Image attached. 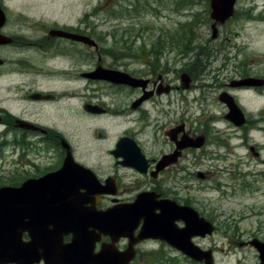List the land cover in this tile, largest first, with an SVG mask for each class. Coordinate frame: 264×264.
I'll return each mask as SVG.
<instances>
[{
    "label": "flooded vegetation",
    "instance_id": "af4514ba",
    "mask_svg": "<svg viewBox=\"0 0 264 264\" xmlns=\"http://www.w3.org/2000/svg\"><path fill=\"white\" fill-rule=\"evenodd\" d=\"M9 5L20 4L0 1V148L11 145L21 154L41 155L28 164L33 165L29 166L31 174L18 176L11 179L9 185L3 186L19 189L28 181L37 182L43 176L61 169L69 156L82 168L77 179L82 186L78 192L72 193L68 188L60 192L61 186L38 184L28 196L36 201L33 204L35 207L40 206L37 207L39 212H42L41 205L45 211L41 231L59 230L64 233L61 242L49 245H70L77 231H80L83 238L80 245H95L94 254H98L103 245H114L123 252L132 241L136 259L141 250L150 245H160L159 249L168 245L178 253L160 238L149 237L135 243L145 219H141L135 230L129 232L130 238L120 237L115 230L117 214L125 216L126 209L131 208L138 197L144 196L152 206H156V214L161 213L159 206L163 207V203L168 202L169 208H173L174 204L189 207L203 217L193 206L192 189L184 195L181 193V182L196 178L203 182L210 181L212 175L205 168L223 163L239 148H247L255 159L264 164V143L255 141L254 145L249 144V132H264V108L255 118H251L241 97L242 93H252L258 98L264 96V73H243L235 67L231 69L226 65L229 55L221 49V42L225 38L222 30L239 14L237 9L224 25L217 26V37L208 40L210 51L219 46L216 55L224 57V65L218 68L211 66L214 63L211 57L217 59L212 54L216 51H207L208 54L203 51L199 56L182 52L184 68L179 70L176 66L168 69V60L167 66H159V59L164 55V51H161L155 54L158 58L156 66L151 62L145 65L152 66L154 71L151 74H138L127 67L128 62L121 63L115 58L113 62H105V49L100 47L82 18L71 22L57 19L56 11L48 14L39 11L41 6L48 5L46 3H29L35 5L36 11L11 8ZM29 5L25 3V6ZM208 21L213 30V21L210 18ZM83 38L95 43L85 42ZM176 56L175 65L181 57L180 54ZM100 69L129 75L141 81L136 87L129 82L110 81L105 78L107 74L98 72ZM119 76L120 80L124 78L123 75ZM184 76L186 78L183 79ZM249 79L253 82L240 83ZM101 86L109 90L101 91L99 95L96 89ZM103 94L111 103L103 100ZM232 102L241 110V118L231 109ZM179 103H184L188 108L182 116H178L180 113L174 109L175 106L179 107ZM154 112L157 115H153ZM84 118L94 121L124 120L122 134L106 151L111 165H114L108 173L98 162V150L88 142L82 144L81 125L76 129L71 124L62 125L66 120L78 123ZM153 119L156 125L155 140L150 143V140H143L139 127L132 128V123L133 120L135 123L143 120L146 126L153 127ZM66 133L76 137V144L66 139ZM234 137L240 139L241 143L231 146V138ZM43 153L48 154L47 161ZM41 160L44 163H39ZM38 164H44V167ZM84 170L91 171L95 177ZM133 174L143 182L124 180L133 177ZM84 176L85 179L80 178ZM74 180L66 181L73 183ZM80 212L83 218L79 217ZM103 212H108L112 223L108 233L102 232L99 227V214ZM64 214L65 220L56 218ZM46 215L51 216L44 217ZM79 218L81 229H74ZM28 222L26 219L25 223ZM69 225L73 229L71 232H68ZM167 227L179 230L184 223L169 221ZM22 243L41 245L31 242L28 230L22 234Z\"/></svg>",
    "mask_w": 264,
    "mask_h": 264
},
{
    "label": "rangeland",
    "instance_id": "374dc122",
    "mask_svg": "<svg viewBox=\"0 0 264 264\" xmlns=\"http://www.w3.org/2000/svg\"><path fill=\"white\" fill-rule=\"evenodd\" d=\"M6 3H19L9 5L11 8H22L26 11H36L35 5L29 3H46L39 11L48 14L56 11V18L76 22L83 19L91 34L99 41L101 48L105 49L107 57L105 62L115 60L121 63L128 62L127 67L138 74L154 71V68L145 66L151 62L156 66L158 58L155 54L164 51L159 59V66H167L168 69L179 70L184 68L182 60L183 52L177 46L171 47L166 39H174L168 36L177 29L184 27L188 22L200 23L196 26V34L188 52L191 56H199L206 50L218 53L219 46L211 50L208 40L212 38L209 2L211 0H0ZM139 1V2H138ZM27 3L29 6H25ZM55 4V5H54ZM26 8V9H25ZM236 9L239 12L233 21L222 30L224 40L221 49L227 51L228 65L243 73H264V0H237ZM52 16V15H51ZM194 16V18H193ZM54 18V16H52ZM87 28V29H88ZM161 40L159 41V38ZM174 37V36H173ZM173 43V42H172ZM197 46H202L199 50ZM207 52V53H209ZM180 54V62L175 65ZM217 56V55H216ZM212 67L218 68L225 64L224 57L218 55L212 58ZM231 59V60H229ZM196 60V58H195ZM122 65V64H121ZM234 70V69H233ZM98 94L106 92L104 86L96 89ZM103 100L111 103V100L103 94ZM242 103L251 118L263 110L264 96L258 98L250 94H243ZM120 100V97H118ZM118 102V101H117ZM175 110L184 115L188 110L184 103L175 106ZM153 115H157L156 112ZM154 120L153 127L146 126L143 121L133 120L132 128L139 127L143 132V140H155ZM63 122V121H59ZM58 122V123H59ZM75 120H66L63 124H71L74 129L82 128V144L93 146L98 150V162L103 171L108 173L114 168L106 155L112 142L124 129L123 119H108L94 121L84 118L80 123ZM222 127H224L222 125ZM66 139L76 144V137L66 133ZM101 135V136H100ZM108 137V138H107ZM255 141L264 143V132H249V144ZM241 143L238 138H231L230 145ZM41 154L19 153L11 145L0 148V186L9 185V181L18 176L32 173L28 165L36 161ZM47 161L48 154H42ZM223 155V154H222ZM264 156V153H263ZM239 158V159H238ZM44 163L41 160L39 163ZM44 167V164H38ZM212 178L203 182L199 179L183 181L180 183L181 193H189L193 199V206L208 221L215 225V230L205 238L196 237L194 243L205 250L214 252L215 264H258V252L250 245V242L258 239L264 242V164L259 162L250 151L239 148L230 154L223 163L214 167H206ZM126 177L127 182H143V179L132 175ZM160 245H150L142 249L135 264H199L180 252L172 251L168 245L159 249Z\"/></svg>",
    "mask_w": 264,
    "mask_h": 264
},
{
    "label": "water",
    "instance_id": "95a60500",
    "mask_svg": "<svg viewBox=\"0 0 264 264\" xmlns=\"http://www.w3.org/2000/svg\"><path fill=\"white\" fill-rule=\"evenodd\" d=\"M236 2L237 0L210 1L211 18L214 20L212 25L213 39H215L218 35L217 25L225 24L226 21L234 15ZM83 40L85 42L95 43L89 38H83ZM98 72H100V74H107L105 77L107 80L110 79V81H120L123 83L129 82L135 87L138 86V82L141 81L118 72L101 69ZM119 75H123L124 78L120 80ZM184 78H186V76H184L183 79ZM251 82H253V80L249 79L240 83L246 84ZM231 109L234 111L236 116H242L241 110L234 103L233 106L231 105ZM80 168L81 167L73 161V158L69 156V159L65 161L64 166L58 172L48 174L39 179L37 182L28 181L19 189L11 186L0 187V264H34L37 262L39 263L42 259L46 264H129L134 259L135 251L132 241L130 247L125 252L119 253L115 251L114 254L112 253V256L109 257L110 252L106 255L103 253L104 250H102L99 254H96V257L100 256L101 259L96 261L92 260V248L94 249V245L91 248V245H80L83 241L80 231H77L70 245H49L51 243L61 242L60 240L64 233H61L59 230L55 232H50L47 229H45V231H41V226L43 220L45 219H43L45 211H43L44 209L41 205L42 212H39L37 207L40 206L37 205V207H35L33 204H35L36 201L30 200L28 196L32 192L34 186L38 184H41L42 186L49 185V187L52 185L53 187L61 186L62 190L59 189L60 192H62L65 188H68L72 193H76L75 191L78 192V190L82 187L77 181L79 178ZM84 171L92 173L89 170ZM92 176L95 177L93 173ZM80 178L85 179V176ZM65 179H70V181L72 179H76V181L74 180L72 183L66 181ZM37 203L39 202L37 201ZM151 204L152 203L149 199L144 196H140L137 198L136 202L132 204L131 208L126 209L125 216H123L124 214H117L115 218V230L120 237L124 236L130 238L129 232L135 230L136 225L141 219H145V225L135 243L149 237L160 238L166 240L173 247H176L178 250L197 262L214 264L212 252L201 250L192 241L196 236L206 237L207 235H211L213 233L214 227L210 222L204 218H200L199 214L189 207L177 206L174 204L173 208H169V203L164 202L163 207L159 206L161 213L156 214V206H152ZM103 213L104 215H102ZM103 213L99 214V227H101L100 229L102 232L104 231L105 233H108L111 229L112 223L110 224L108 212ZM65 214L64 216L62 215V217L58 215L56 218L58 220H65ZM48 215L44 217L50 218L51 215ZM80 215V218L84 217L81 212ZM54 216H52V218ZM80 218L78 219L79 221L77 220L78 224L74 225V229L77 227L81 229ZM26 219L29 220L28 223H25ZM175 220L184 222L185 226L183 228H179V230H177L176 227L174 229L167 227V222ZM68 228V232L73 230L70 225ZM26 230H28L31 236V242L35 244L39 243L41 245H22V234ZM64 231L67 232L65 227ZM73 232L75 233V231ZM117 240L118 239H116V241ZM16 242L19 243V245H14ZM250 244L253 245L260 253V264H264V242L256 239L253 242H250ZM108 247L115 249L114 245H109Z\"/></svg>",
    "mask_w": 264,
    "mask_h": 264
},
{
    "label": "trees",
    "instance_id": "16d2710c",
    "mask_svg": "<svg viewBox=\"0 0 264 264\" xmlns=\"http://www.w3.org/2000/svg\"><path fill=\"white\" fill-rule=\"evenodd\" d=\"M107 1H109V0H107ZM193 18H194V16H193ZM198 24L201 25V22L200 23L195 22V18H194L193 22H188V23H186L184 25V27H182L180 29H177L175 31V33H170L168 36H171L172 38H174L176 40L173 41V39L169 38V39H166L167 43L171 44V47L177 46L180 49H182L183 52H188L190 47H191V45H192V43H193V38L195 37V34L197 32L196 31V28H197L196 26ZM198 27H199V25H198ZM160 40H161V37L159 38V41ZM197 47H198L199 50L203 49L202 46H197ZM207 49H208V47L204 48L205 53H207L206 52ZM201 53H199V55ZM209 56H210V54H209Z\"/></svg>",
    "mask_w": 264,
    "mask_h": 264
}]
</instances>
